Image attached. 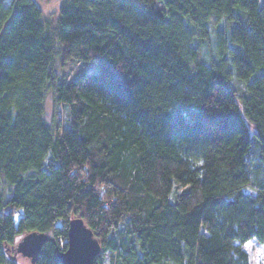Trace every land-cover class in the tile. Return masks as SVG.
<instances>
[{"label":"trees","instance_id":"1","mask_svg":"<svg viewBox=\"0 0 264 264\" xmlns=\"http://www.w3.org/2000/svg\"><path fill=\"white\" fill-rule=\"evenodd\" d=\"M3 1L0 264L34 232L50 236L37 264H62L75 218L95 264H248L243 244L264 245V0H61L53 23ZM48 93L66 120L47 121Z\"/></svg>","mask_w":264,"mask_h":264},{"label":"water","instance_id":"2","mask_svg":"<svg viewBox=\"0 0 264 264\" xmlns=\"http://www.w3.org/2000/svg\"><path fill=\"white\" fill-rule=\"evenodd\" d=\"M48 241L49 237L46 234L30 233L19 243L17 253L29 258L32 264H37ZM101 252L99 241L83 219H72L68 228L67 249L58 253L59 261L62 264H95Z\"/></svg>","mask_w":264,"mask_h":264},{"label":"rangeland","instance_id":"3","mask_svg":"<svg viewBox=\"0 0 264 264\" xmlns=\"http://www.w3.org/2000/svg\"><path fill=\"white\" fill-rule=\"evenodd\" d=\"M39 7L42 10L43 17L45 20L49 22H55L58 16L59 7L61 5V0H36ZM4 3V1H3ZM5 4V3H4ZM6 5V4H5ZM213 41V40H212ZM213 43V42H212ZM213 46V44H212ZM211 46V47H212ZM203 54L207 52V50H202ZM74 64H68L65 67H61L60 62L58 59H56L55 62V68L59 75L62 74L63 71H66L67 73L70 72L72 66ZM75 75L74 78H77L81 75H90L97 73L98 67L96 64L94 65H79L74 67ZM70 75V74H69ZM72 78V75L69 76V79ZM45 110H46V119L48 122L52 124H56L57 121L61 120L64 121L67 118L66 111L56 103L53 95L51 93H48L46 98V104H45ZM3 191L2 184L0 183V192ZM50 237V236H49ZM24 236H20L17 238L15 245L9 250V257L16 263V264H32L31 260L29 258L24 257L22 254L17 253V247L19 243L23 240ZM63 245V242H62ZM253 250L255 247L261 246L257 243L253 242Z\"/></svg>","mask_w":264,"mask_h":264},{"label":"clouds","instance_id":"4","mask_svg":"<svg viewBox=\"0 0 264 264\" xmlns=\"http://www.w3.org/2000/svg\"><path fill=\"white\" fill-rule=\"evenodd\" d=\"M248 251V264H264V245L255 247L253 242L247 241L242 246Z\"/></svg>","mask_w":264,"mask_h":264},{"label":"bare ground","instance_id":"5","mask_svg":"<svg viewBox=\"0 0 264 264\" xmlns=\"http://www.w3.org/2000/svg\"><path fill=\"white\" fill-rule=\"evenodd\" d=\"M13 0H4V3L9 6L12 3Z\"/></svg>","mask_w":264,"mask_h":264}]
</instances>
